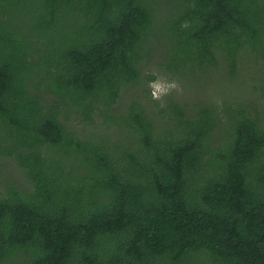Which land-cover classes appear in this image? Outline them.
Returning a JSON list of instances; mask_svg holds the SVG:
<instances>
[{
  "label": "trees",
  "instance_id": "obj_1",
  "mask_svg": "<svg viewBox=\"0 0 264 264\" xmlns=\"http://www.w3.org/2000/svg\"><path fill=\"white\" fill-rule=\"evenodd\" d=\"M243 55L264 0H0V264H264L261 106L128 95Z\"/></svg>",
  "mask_w": 264,
  "mask_h": 264
},
{
  "label": "rangeland",
  "instance_id": "obj_2",
  "mask_svg": "<svg viewBox=\"0 0 264 264\" xmlns=\"http://www.w3.org/2000/svg\"><path fill=\"white\" fill-rule=\"evenodd\" d=\"M240 70L233 80L228 79V77H213L211 75H206V77L199 79H189L187 78L181 85L179 90H173L169 95L165 96L162 100L156 101L160 106L165 104L166 98L171 96L174 101L179 103H185L193 106L197 102L206 101H216L221 100H232V99H242L245 101H251L257 106H261V110L264 115V100H259L258 95L260 91H264V71L262 67L255 63L252 57L248 58V55L241 56L239 60ZM148 73H152L157 78L160 77L167 78L169 81L174 80L169 74L160 72L157 66L150 64L147 67ZM154 79V80H155ZM151 81V80H150ZM177 81V80H176ZM256 90L255 96L253 93ZM135 94L137 97L140 96L143 101H153L151 97V89L149 87V80H143V82L137 86L136 89L131 90L128 95ZM222 103V102H221ZM154 106V105H153ZM153 111L157 113V108L154 107ZM157 118H160L159 116ZM100 122V121H97ZM97 125H99L97 123ZM92 126L88 125V130H91ZM95 131H101V133L108 134L104 128L100 127L94 128ZM16 182L22 183V172L17 170V167L13 163H6L5 160L0 159V191L7 181L13 179Z\"/></svg>",
  "mask_w": 264,
  "mask_h": 264
},
{
  "label": "clouds",
  "instance_id": "obj_3",
  "mask_svg": "<svg viewBox=\"0 0 264 264\" xmlns=\"http://www.w3.org/2000/svg\"><path fill=\"white\" fill-rule=\"evenodd\" d=\"M149 87L151 89V97L153 100L160 101L165 96L169 95L173 90H179L180 85L178 81L160 77L157 75L155 80L149 81Z\"/></svg>",
  "mask_w": 264,
  "mask_h": 264
}]
</instances>
